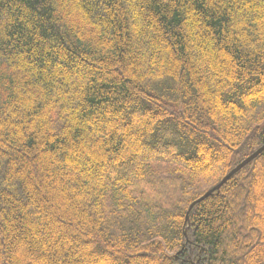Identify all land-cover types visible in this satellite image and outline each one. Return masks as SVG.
<instances>
[{"label": "trees", "instance_id": "trees-1", "mask_svg": "<svg viewBox=\"0 0 264 264\" xmlns=\"http://www.w3.org/2000/svg\"><path fill=\"white\" fill-rule=\"evenodd\" d=\"M263 145L264 0H0V264H264Z\"/></svg>", "mask_w": 264, "mask_h": 264}, {"label": "rangeland", "instance_id": "rangeland-1", "mask_svg": "<svg viewBox=\"0 0 264 264\" xmlns=\"http://www.w3.org/2000/svg\"><path fill=\"white\" fill-rule=\"evenodd\" d=\"M264 146V145H263ZM264 151V150H263ZM262 151V152H263ZM261 152V153H262ZM261 153L260 154H258L256 157H258L259 155H261ZM255 157V158H256ZM254 158V159H255ZM245 160V159H244ZM243 160V161H244ZM250 163V162H249ZM248 163V164H249ZM212 165H215V164H212ZM246 166V165H245ZM242 169V168H241ZM231 172V171H230ZM229 172V173H230ZM238 172V171H237ZM237 172H235V173H237ZM228 173V174H229ZM235 173H233L231 176H230V178L235 174ZM227 174V175H228ZM227 175H225L224 177H223V179L227 176ZM230 178H228L225 182H227ZM222 179V180H223ZM221 180V181H222ZM206 185H204V187H207V186H210V183H205ZM218 185H216L215 187H217ZM215 187H213V188H211L210 190H212V189H214ZM220 187H218V189H219ZM218 189H216V190H218ZM209 190V191H210ZM216 190H214V191H216ZM209 191H207V192H209ZM206 192V193H207ZM205 196V195H204ZM203 196V197H204ZM210 196V195H209ZM208 197V196H207ZM201 199V198H200ZM198 202H200L199 200H196L195 202H193L192 204H196V203H198ZM191 204V205H192ZM61 229L59 228V230H58V228H57V230H55V231H52V232H50L49 234H50V237L53 235V236H57V235H61V236H57L58 237V240H59V238L60 237H63V239H64V241L65 242H68L67 241V238H69L68 237V233H67V231L66 230H61ZM57 231L59 232V234H55V233H57ZM47 233V232H46ZM52 233H54V234H52ZM43 235V239H45V240H47L48 238H50L49 237V235L48 234H46V235H44V234H42ZM71 236V235H70ZM76 237H78V236H75V234H73L72 236H71V238H76ZM70 238V239H71ZM87 240H85V239H82L81 240V244H79L78 243V245H75V251H73V252H66V246H65V243H61L60 242V246H59V248L62 250V252H63V254H65V255H69V258L71 259V264H108V259H107V257H102L101 259L99 258V257H97L96 255H93V254H86V253H84V250L82 249V246L85 244V242H86ZM59 243V242H58ZM82 256V257H81ZM113 256H115L114 254H113ZM112 256V257H113ZM99 258V259H98ZM27 264H29V263H27ZM148 264H154V262L153 261H151V260H149L148 259Z\"/></svg>", "mask_w": 264, "mask_h": 264}, {"label": "water", "instance_id": "water-1", "mask_svg": "<svg viewBox=\"0 0 264 264\" xmlns=\"http://www.w3.org/2000/svg\"><path fill=\"white\" fill-rule=\"evenodd\" d=\"M264 150V146H262L261 148H259L256 152H254L253 154H251L248 158H246L244 161H242L236 168H234L233 170H231V172L218 184L217 187H215L214 189L210 190L209 192H207L205 194L204 197H202L199 201L203 200L204 198H206L207 196L211 195L214 190L218 189L219 186H221L228 178H230V176L239 171L241 168H243L245 165H247L249 162H251L258 154H260L262 151ZM195 204V203H194ZM192 204V205H194Z\"/></svg>", "mask_w": 264, "mask_h": 264}]
</instances>
